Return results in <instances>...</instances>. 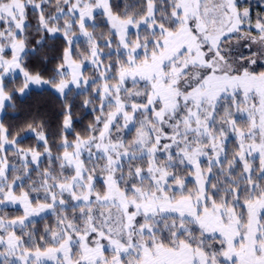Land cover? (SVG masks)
I'll list each match as a JSON object with an SVG mask.
<instances>
[{
  "label": "snow or ice",
  "instance_id": "snow-or-ice-1",
  "mask_svg": "<svg viewBox=\"0 0 264 264\" xmlns=\"http://www.w3.org/2000/svg\"><path fill=\"white\" fill-rule=\"evenodd\" d=\"M0 264H264V0H0Z\"/></svg>",
  "mask_w": 264,
  "mask_h": 264
},
{
  "label": "trees",
  "instance_id": "trees-1",
  "mask_svg": "<svg viewBox=\"0 0 264 264\" xmlns=\"http://www.w3.org/2000/svg\"><path fill=\"white\" fill-rule=\"evenodd\" d=\"M27 103H36V104H40L42 110L47 109L49 107H51L52 105V101L48 100V99H40L38 98L37 94H33V96L31 97V99H29L27 101ZM87 122V121H85Z\"/></svg>",
  "mask_w": 264,
  "mask_h": 264
}]
</instances>
